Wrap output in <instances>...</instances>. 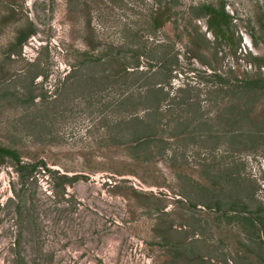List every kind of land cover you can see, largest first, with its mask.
I'll list each match as a JSON object with an SVG mask.
<instances>
[{"label": "rangeland", "instance_id": "rangeland-1", "mask_svg": "<svg viewBox=\"0 0 264 264\" xmlns=\"http://www.w3.org/2000/svg\"><path fill=\"white\" fill-rule=\"evenodd\" d=\"M181 1L186 23L156 31L154 0L0 1V144L80 177L56 192L50 175L22 183L1 167L0 264H264V231L228 211L264 209V137L235 142L242 126L227 114L235 79L258 72L244 56L264 59V0H226L243 52L222 45L215 59L191 43L188 8L219 0ZM27 19L37 33L10 57ZM160 87L169 99L148 94ZM251 109L264 130V100ZM140 125L154 132L147 145Z\"/></svg>", "mask_w": 264, "mask_h": 264}, {"label": "trees", "instance_id": "trees-1", "mask_svg": "<svg viewBox=\"0 0 264 264\" xmlns=\"http://www.w3.org/2000/svg\"><path fill=\"white\" fill-rule=\"evenodd\" d=\"M181 2V0H154V7L151 12L152 14L149 15L148 20L150 21L149 25L151 26V29L156 31L172 19L176 27H178L179 22L185 24V18H179ZM188 12V16L191 18L189 23H191L190 36L192 38V44H196L213 51L214 59L219 56L222 45H225L233 56L237 57L239 52H241L240 55H242L243 39L239 36V34L237 37V26L235 24L237 17L228 12L226 0H219L216 3H200L191 5L188 8ZM14 13L15 11L10 9V14L7 18H5V21H14ZM199 20L206 21L207 32L212 35L213 41L208 39L206 34L201 32L200 27L197 25V21ZM256 28L258 32L264 34V13L260 16L256 15ZM35 33L37 32L34 23L27 19L25 26L18 30L14 42L9 46V56H21L24 47L30 38L35 36ZM250 37L253 43L257 46L259 41L258 38H256L253 34ZM135 57L136 55H134V58ZM244 57L247 64H249L250 67L254 65V67L258 69V72L253 75L245 73L243 76H240L241 78L235 79L234 85L238 90V96L235 99L236 105L229 107L227 114L231 115L229 120L233 121L236 126H242L240 129L235 130L233 136H231L234 141L236 140L235 142H241L244 140L250 141L251 143H258L260 139L264 137V130L260 129L262 124L259 123L258 127V125L254 124L253 120H249V118L253 113L251 106L258 100H264V59L262 57L255 56L251 52L247 53ZM136 67L138 68V65ZM161 67L165 69V66L162 65ZM222 74L223 73H219L214 70L209 77L223 84L226 82V78ZM177 91L181 92L182 89L179 88ZM148 94H153L154 96L158 95V97L162 96L164 99H169L170 97V94L164 91L161 87L158 90L149 88ZM31 101H33V98ZM237 105H239V107ZM236 117L238 119H236ZM244 125H251V127L247 129L244 128ZM141 126L142 125H140L137 129L138 131H136L139 135L135 137V141L138 144L139 142H144L143 144L147 145L150 138L153 137L154 132L149 131L150 128L148 127H151L149 125H147L148 127L146 128L140 129ZM8 163L14 169L18 179L22 183L32 179L35 180L38 178L40 173L50 175L51 179L49 178V180L50 182H53V189H56V192L58 189H61V192H64V185H72L80 179L79 176L68 177L67 175H60L57 172L48 169L43 161L28 164L23 160L17 150L0 144V169ZM217 205L218 211H220L219 209H221V207L219 204ZM229 206L230 208L228 211L229 213H232L231 219L243 221V229H245V231L252 236L254 235L255 237H259L264 231V209L259 208L255 213H253L250 211L249 206L242 203V201H233ZM208 208L211 209V207ZM1 211L2 207L0 203V227L2 222ZM171 248L175 250L180 249L181 252L187 249L185 245H173ZM263 248L264 246H260L261 251L264 250ZM190 251L193 253L192 250Z\"/></svg>", "mask_w": 264, "mask_h": 264}, {"label": "clouds", "instance_id": "clouds-1", "mask_svg": "<svg viewBox=\"0 0 264 264\" xmlns=\"http://www.w3.org/2000/svg\"><path fill=\"white\" fill-rule=\"evenodd\" d=\"M206 29H207V27H206ZM207 31V30H206ZM246 42V41H245ZM243 43V42H242ZM243 45V44H242ZM243 47V46H242Z\"/></svg>", "mask_w": 264, "mask_h": 264}]
</instances>
